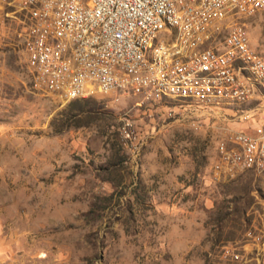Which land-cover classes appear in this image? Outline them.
Instances as JSON below:
<instances>
[{
	"label": "rangeland",
	"instance_id": "1",
	"mask_svg": "<svg viewBox=\"0 0 264 264\" xmlns=\"http://www.w3.org/2000/svg\"><path fill=\"white\" fill-rule=\"evenodd\" d=\"M31 14L0 0V264H260L264 176L213 169L230 111L143 104L150 90L46 93L17 32ZM220 15L196 51L239 25L264 48V10ZM251 94L241 105L264 106Z\"/></svg>",
	"mask_w": 264,
	"mask_h": 264
},
{
	"label": "built area",
	"instance_id": "2",
	"mask_svg": "<svg viewBox=\"0 0 264 264\" xmlns=\"http://www.w3.org/2000/svg\"><path fill=\"white\" fill-rule=\"evenodd\" d=\"M25 1H33V5L53 9L54 19L44 17H31L38 19L45 27H50L53 34L54 23H63V31L69 20H77L79 33L82 28H89V34H93L97 39L108 37L106 56L116 54L122 58V50L135 48L137 56H140V46L137 43V31H145L147 21L172 24H190V38L192 29H197L198 25H191V5L182 3V10H173V3H160V0H91L92 10L90 13H83L82 3L76 0H61L41 2L38 0H11L25 9ZM202 3V0L201 2ZM241 3H253L254 11L264 9V0H241ZM166 5V19H159L158 7ZM96 14H103V21H96ZM84 15H91V22L88 26H81V18ZM27 18V17H26ZM217 17H210L205 23ZM112 22L122 24L121 32L112 30ZM18 33L22 34V41L25 48V57H34L40 60L45 68V79L48 86H56L57 81H64L65 84H72V94H65L59 91V98L63 100H73L82 98L93 91L99 92H120L134 96L136 92L150 90V98L142 103L161 104L166 101H176L184 104H194L201 109H207V113L225 114V110L230 111L233 122L238 125L235 130L220 138L215 145L216 160L213 169L217 173H225V168H232L234 171H252L264 162V106L250 107L241 105V98L244 95H253V99L258 95L249 94V84H253V76H244L248 80L247 88H240L239 82H235L234 77H226L224 61H231L234 64L238 55H248V62L245 67H253L254 75H261L264 78V48L254 50L250 47L248 33L241 25L236 26L232 31L224 33V37H217L216 45L206 46L203 51L195 53L187 61L180 59H169V55H161V46L168 41H162L156 52V62L151 64L154 69V77L150 79H126L114 75L109 70L97 68V62L93 64V71L88 74H74L75 65H61V50L53 49L51 39L41 37V32H35V28H25L19 25ZM126 37H134V44H126ZM190 38L188 42H190ZM187 43V42H186ZM76 50L84 52L88 47H78ZM32 48H39V56H32ZM205 71H213V78L209 82H200V74ZM53 72H61V79H53ZM199 85L212 87H224L231 90V98H238V105H231V98L219 100V105H211V98L205 96L202 103L182 102V90L185 88H196ZM256 92H260L256 88ZM166 106V105H165ZM125 122V126H129ZM224 139L241 141L243 146H249V161L239 160L238 154H233L224 147ZM260 264H264V253L260 258Z\"/></svg>",
	"mask_w": 264,
	"mask_h": 264
},
{
	"label": "bare ground",
	"instance_id": "3",
	"mask_svg": "<svg viewBox=\"0 0 264 264\" xmlns=\"http://www.w3.org/2000/svg\"><path fill=\"white\" fill-rule=\"evenodd\" d=\"M76 1L82 3L83 13H90L92 10L91 0ZM25 2L29 4L30 9L35 13V17L54 19L53 9L33 5V1ZM200 2L201 0H160V3H173V10H182V3L193 4L191 5V25H198V28L192 29V38H190V24H183V27H180V24L168 26L165 23L147 21L145 23V31H137L140 56H137L135 48L122 50V58L116 54H108L106 56L108 37L97 39L93 34H89V28H82L81 33H79L77 20H69L65 26V31H63V23H54L55 34H53L50 27H45L44 24L38 23V19L35 17H33L35 18L33 26L35 27V32H41V37L51 39L53 49L61 50L63 57L61 58V65H69V62L75 65L74 74H88L93 71L92 63L97 62V68L109 70L116 76L121 73L133 74L145 71L149 74L150 79L154 77V69H152L151 64L156 62V52L162 41L168 42L166 45L161 46V55H169V59L187 61L195 53L203 51V48L196 51V47L202 45L203 37L201 38V36L205 35L206 26L213 21L210 20L205 23L210 17L220 15L221 11H229V9L234 10L235 14L242 17L254 11L253 3H241V0H202V3ZM263 10L256 9L257 12ZM158 14L159 19H166V5H159ZM96 21H103V14H96ZM88 22H91V15H84V18H81V26H88ZM112 30L121 32L122 24L120 22H112ZM166 38H170V40H166ZM189 38L190 42H188ZM75 43H78V47H88V49H84V52H79L76 50ZM126 44H134V37H126ZM32 56H39V48H32ZM247 62L248 55L236 56L234 64H231V61H224L226 77H234L235 82H239L240 88H247L248 80L243 79V74L244 76H253V84H249V94L253 93L256 88L264 91L263 76L254 75L253 67H245ZM28 67L38 86L44 89L46 93L58 97L59 91L65 94H72V84H65L64 81H57V87L48 86V82L45 79V68L40 60L30 57ZM212 78L213 71H205L200 74V82H209ZM53 79H61V72H53ZM206 95L208 97H217L211 98V105H219V100L231 98V90L224 87L206 85H199L196 91H193V88H185L182 90V102L202 103L205 101ZM249 97L250 95H244L241 98V103L247 101ZM231 104H238V98H231ZM231 143L233 147L231 153L238 154L241 161H249V146H243L241 141H231ZM255 173L264 176V162L256 168Z\"/></svg>",
	"mask_w": 264,
	"mask_h": 264
}]
</instances>
